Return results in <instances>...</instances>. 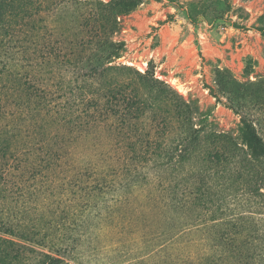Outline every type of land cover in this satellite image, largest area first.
Here are the masks:
<instances>
[{"label": "trees", "instance_id": "1", "mask_svg": "<svg viewBox=\"0 0 264 264\" xmlns=\"http://www.w3.org/2000/svg\"><path fill=\"white\" fill-rule=\"evenodd\" d=\"M134 3L0 0V180L27 146L48 160L58 156L59 140L68 132L72 144L85 138L88 160L106 165L105 172L94 171L98 187L128 190L148 185L152 176L158 191H165L161 203L171 211L208 203L218 233L226 226L227 238L218 237L227 258L237 260L251 214L226 207V199L264 213V166L257 167L247 152L249 146L264 156V128L259 117L246 118L244 112L239 142L152 72L118 62L124 43L114 35ZM216 75L230 108L244 111L242 90L252 84L221 70ZM248 96L264 101V90H250ZM8 256L4 253L0 264H7ZM58 262L45 254L33 264Z\"/></svg>", "mask_w": 264, "mask_h": 264}, {"label": "rangeland", "instance_id": "2", "mask_svg": "<svg viewBox=\"0 0 264 264\" xmlns=\"http://www.w3.org/2000/svg\"><path fill=\"white\" fill-rule=\"evenodd\" d=\"M134 2L114 35L124 43L118 62L152 72L239 142L244 112L246 118L259 117L264 128V101L248 96L264 90V0ZM218 70L252 84L241 92L244 111L230 108ZM68 136L50 160L27 146L6 165V179L0 180V257L7 252V264H33L45 254L60 258L58 264H264V213L258 207L250 213L227 197L226 207L251 214L245 223L250 233L239 240L243 252L230 260L218 237L226 226L218 233L208 203L171 211L161 203L165 191H158L152 176L148 185L128 190L98 187L94 171L105 172L106 165L85 157V138L72 144ZM247 152L257 167L264 166L257 149L248 146ZM188 196L185 188L186 202Z\"/></svg>", "mask_w": 264, "mask_h": 264}]
</instances>
